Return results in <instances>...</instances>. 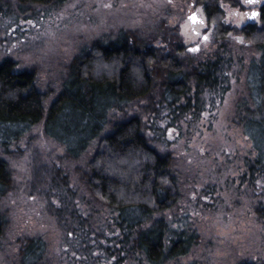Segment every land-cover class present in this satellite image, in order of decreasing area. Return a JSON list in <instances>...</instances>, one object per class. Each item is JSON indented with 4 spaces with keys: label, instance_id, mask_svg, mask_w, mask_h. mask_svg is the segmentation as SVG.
<instances>
[{
    "label": "rangeland",
    "instance_id": "374dc122",
    "mask_svg": "<svg viewBox=\"0 0 264 264\" xmlns=\"http://www.w3.org/2000/svg\"><path fill=\"white\" fill-rule=\"evenodd\" d=\"M263 4L264 0H240L237 7L222 3L224 22L237 32L217 43L214 25L198 0H63L28 6L0 0V61L12 58L19 70L36 73L46 108L61 92L75 56L121 30L160 40L164 29H178L186 56L202 60L220 54L232 60L225 96L214 97L199 118L189 115L168 126L174 116L150 122L141 106L127 109V116L136 111L143 115L149 137L159 144L153 145L175 158L180 200L165 216L174 227L183 225L199 237L188 256L170 264L264 261V219L256 213L264 204V170L250 175L255 154L240 123L249 99L247 65L258 53L239 35L242 27L260 22ZM253 11L256 17L248 15ZM7 150L0 145V158L12 175L11 190L1 205L8 226L0 241V264H22L20 246L27 238L46 243L44 264H88L89 255L77 248L80 237L70 234L69 210L59 212L71 202L85 220L94 206L98 216H104L78 176L93 147L72 160L64 146L45 134L42 122ZM58 185L61 190L55 188Z\"/></svg>",
    "mask_w": 264,
    "mask_h": 264
},
{
    "label": "trees",
    "instance_id": "16d2710c",
    "mask_svg": "<svg viewBox=\"0 0 264 264\" xmlns=\"http://www.w3.org/2000/svg\"><path fill=\"white\" fill-rule=\"evenodd\" d=\"M17 1L28 6L63 0ZM198 2L214 25L217 43L236 34L224 22L222 3L237 7L240 0ZM260 12L259 23L239 30L258 53L247 65L249 99L240 118L255 154L248 169L251 176L264 170V4ZM158 39L121 30L96 41L75 56L48 108L33 70H19L12 58L0 61V145L6 153L12 142L42 122L45 134L64 146L72 160L93 147L78 176L104 216L99 217L94 206L85 220L71 202L59 212L69 210L70 234L80 237L77 248L89 255L88 264H170L188 256L199 241L196 233L183 225L174 227L165 216L180 200L179 176L173 155L153 145L159 144L149 137L147 121L174 116L168 126H175L189 115L199 118L214 97L225 96L233 62L220 54L202 60L186 56L178 29L166 28ZM133 105L145 109L147 121L137 111L127 116ZM11 186L8 163L0 158V241L8 226L1 205ZM256 213L264 219V204ZM20 247L22 264L45 263L47 248L41 238H27Z\"/></svg>",
    "mask_w": 264,
    "mask_h": 264
},
{
    "label": "snow or ice",
    "instance_id": "6c2138e0",
    "mask_svg": "<svg viewBox=\"0 0 264 264\" xmlns=\"http://www.w3.org/2000/svg\"><path fill=\"white\" fill-rule=\"evenodd\" d=\"M254 2H255V0H244V3H247V4H251V3H254ZM248 15H250L251 17H256L258 15V13L255 12V11H253L251 13H248ZM191 19H193V20H196L197 19V17L195 16V14H193V16L191 17ZM200 23H203V21L201 20ZM204 39L207 40L208 37L205 36ZM196 50H198V49L197 48H193L192 49V51H196Z\"/></svg>",
    "mask_w": 264,
    "mask_h": 264
}]
</instances>
